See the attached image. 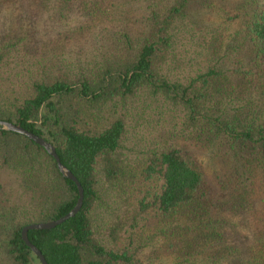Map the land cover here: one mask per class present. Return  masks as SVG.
<instances>
[{"label":"trees","instance_id":"trees-1","mask_svg":"<svg viewBox=\"0 0 264 264\" xmlns=\"http://www.w3.org/2000/svg\"><path fill=\"white\" fill-rule=\"evenodd\" d=\"M140 102L220 151V190L179 144L128 147ZM0 121L83 186L29 232L48 264H264V0H0ZM0 171V264H42L22 232L78 188L3 130Z\"/></svg>","mask_w":264,"mask_h":264},{"label":"rangeland","instance_id":"rangeland-1","mask_svg":"<svg viewBox=\"0 0 264 264\" xmlns=\"http://www.w3.org/2000/svg\"><path fill=\"white\" fill-rule=\"evenodd\" d=\"M199 56L193 48L187 46L184 52L186 63H189L193 70L200 66ZM198 59V61H195ZM135 105L128 117L129 141L128 147L135 150H145L158 145L179 144L183 146L194 158L196 157L203 163L206 171L207 184L219 189L220 161L215 157L220 155L218 149H212L210 146L204 147L202 143L195 144L191 130L185 129L180 122L177 113L173 112L168 106L150 102L149 104ZM161 105V106H160ZM222 178V177H221ZM0 182L7 183L9 188L17 189L13 184V175L7 171H0ZM17 195V193H16ZM15 200H23L15 198Z\"/></svg>","mask_w":264,"mask_h":264},{"label":"water","instance_id":"water-1","mask_svg":"<svg viewBox=\"0 0 264 264\" xmlns=\"http://www.w3.org/2000/svg\"><path fill=\"white\" fill-rule=\"evenodd\" d=\"M0 130L21 134V135L27 137L28 139L34 141L36 144L40 145L41 147H43L55 159L60 173L65 178L72 180L78 188L79 199H78L76 206L74 207V209L71 212H69L67 215H65L64 217H62L58 220H54V221H50V222H46V223L30 224V225L26 226L22 232V237H23V240L26 243V245L29 248H31V250L39 258V260L42 264H48L43 253L34 244L31 243V241L29 239V232L31 230L55 229L56 227L64 224L65 222L69 221L70 219L74 218L80 212V210L83 206V203H84L83 186L79 182L78 178L61 162V159H60L59 155L57 154L56 148L51 143H49L45 139L35 135L34 133L29 132L28 130L23 128L21 125H16V124H12V123L5 122V121H0Z\"/></svg>","mask_w":264,"mask_h":264}]
</instances>
